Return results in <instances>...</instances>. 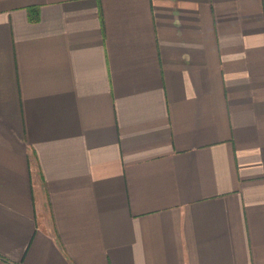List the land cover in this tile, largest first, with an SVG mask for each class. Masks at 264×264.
<instances>
[{
	"label": "crops",
	"instance_id": "crops-1",
	"mask_svg": "<svg viewBox=\"0 0 264 264\" xmlns=\"http://www.w3.org/2000/svg\"><path fill=\"white\" fill-rule=\"evenodd\" d=\"M0 264H264V0H0Z\"/></svg>",
	"mask_w": 264,
	"mask_h": 264
}]
</instances>
